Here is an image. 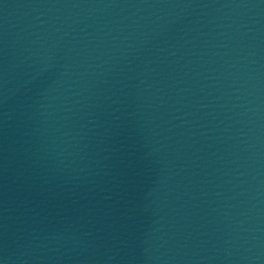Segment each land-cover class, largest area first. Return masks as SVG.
I'll return each mask as SVG.
<instances>
[{
	"label": "water",
	"instance_id": "95a60500",
	"mask_svg": "<svg viewBox=\"0 0 264 264\" xmlns=\"http://www.w3.org/2000/svg\"><path fill=\"white\" fill-rule=\"evenodd\" d=\"M2 264H264V0H0Z\"/></svg>",
	"mask_w": 264,
	"mask_h": 264
},
{
	"label": "snow or ice",
	"instance_id": "6c2138e0",
	"mask_svg": "<svg viewBox=\"0 0 264 264\" xmlns=\"http://www.w3.org/2000/svg\"><path fill=\"white\" fill-rule=\"evenodd\" d=\"M0 264H2V261H0Z\"/></svg>",
	"mask_w": 264,
	"mask_h": 264
}]
</instances>
